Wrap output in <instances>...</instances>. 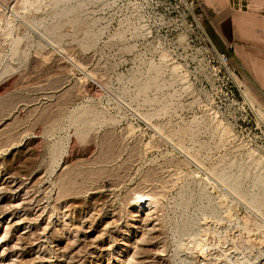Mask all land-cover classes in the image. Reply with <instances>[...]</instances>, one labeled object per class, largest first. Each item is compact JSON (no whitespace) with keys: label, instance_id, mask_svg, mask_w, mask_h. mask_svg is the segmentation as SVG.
I'll return each mask as SVG.
<instances>
[{"label":"rangeland","instance_id":"rangeland-1","mask_svg":"<svg viewBox=\"0 0 264 264\" xmlns=\"http://www.w3.org/2000/svg\"><path fill=\"white\" fill-rule=\"evenodd\" d=\"M0 47V264H264V126L196 3L0 0Z\"/></svg>","mask_w":264,"mask_h":264},{"label":"crops","instance_id":"crops-1","mask_svg":"<svg viewBox=\"0 0 264 264\" xmlns=\"http://www.w3.org/2000/svg\"><path fill=\"white\" fill-rule=\"evenodd\" d=\"M195 3L212 44L228 53L236 76L249 86L255 106L264 113V0Z\"/></svg>","mask_w":264,"mask_h":264},{"label":"bare ground","instance_id":"bare-ground-1","mask_svg":"<svg viewBox=\"0 0 264 264\" xmlns=\"http://www.w3.org/2000/svg\"><path fill=\"white\" fill-rule=\"evenodd\" d=\"M26 2V1H25ZM24 2V4H28V3H25ZM35 3V2H34ZM16 6V5H15ZM26 6V5H25ZM202 26V25H201ZM8 27V26H7ZM6 27V28H7ZM203 27V26H202ZM11 29V28H10ZM52 29V28H51ZM51 29H50V31H51ZM54 29H55V27H54ZM53 30V29H52ZM10 31V30H9ZM53 31H55V30H53ZM53 31H51V32H53ZM58 31V30H57ZM54 33V32H53ZM15 42H17V41H15ZM14 42V43H15ZM17 44H18V42H17ZM17 44H15V45H17ZM14 47V50H15V46H13ZM17 47V46H16ZM1 48V47H0ZM1 50V49H0ZM18 50V49H17ZM15 52V51H14ZM88 84V83H87ZM88 87V86H87ZM88 88H90L91 89V91L94 89V85L93 84H89V87ZM89 91V90H88ZM248 91H250V90H248ZM94 92V91H93ZM92 92V93H93ZM94 94H95V92H94ZM39 130V129H38ZM14 168V167H13ZM19 168V167H18ZM5 169V168H4ZM17 169V168H16ZM29 170V169H28ZM31 170V169H30ZM13 171V170H12ZM17 171V170H16ZM18 172H19V170H18ZM32 171H30V173H31ZM20 173V172H19ZM36 173V172H35ZM221 174H223V173H220V176H221ZM8 175V174H7ZM25 175V174H24ZM24 175H18V174H16V173H10V179L7 181V180H5V181H7L8 182V184H7V186H2V188H4V189H8V190H10V191H16V190H18L19 188H21L22 189V187L23 186H25V184H26V180L24 179L25 177H24ZM224 175H225V173H224ZM223 175V176H224ZM38 176V175H37ZM225 176H227V175H225ZM224 176V177H225ZM228 176H229V174H228ZM232 176V175H231ZM27 177V176H26ZM234 177V176H233ZM233 177H232V179H233ZM223 178V177H222ZM231 179V180H232ZM237 179V178H236ZM37 180V179H36ZM237 182H238V180H236ZM235 181V182H236ZM33 182H35V180L33 181ZM32 182V183H33ZM226 182V181H225ZM228 183H229V181H228ZM227 183V184H228ZM29 185V184H28ZM231 185V184H230ZM238 185V184H237ZM237 185H236V187H237ZM38 187V186H37ZM62 187V186H61ZM1 188V187H0ZM1 188V189H2ZM28 188V187H27ZM67 188V187H66ZM96 188V187H95ZM26 189V188H25ZM234 189H235V187H234ZM237 189V188H236ZM63 190V189H62ZM26 192H28V191H26ZM5 193V192H4ZM1 194V193H0ZM137 194V193H136ZM139 194V193H138ZM15 195V194H14ZM17 195V194H16ZM15 195V196H16ZM63 196V195H62ZM33 197V196H32ZM58 197H60V196H58ZM10 198V197H9ZM17 198V197H16ZM22 198V197H21ZM57 198V197H56ZM155 198L156 197H154V194L152 193V192H141L140 191V194H139V198H138V202H137V206L138 207H143L145 210H146V208H151V207H153V204L156 202V200H155ZM3 199V198H2ZM29 199V198H28ZM23 200V199H22ZM42 200V199H41ZM5 201V200H4ZM11 201V200H10ZM137 201V200H136ZM19 202V201H18ZM18 202H16V203H18ZM10 203V202H9ZM21 203V202H20ZM136 203V202H135ZM11 204V203H10ZM35 204V203H34ZM254 204V203H253ZM38 206V205H37ZM36 206V207H37ZM55 206V205H54ZM23 207H24V205H23ZM39 207V206H38ZM60 207V206H59ZM136 208V207H135ZM67 209V208H66ZM14 210V209H13ZM35 210V209H34ZM36 210H38V208L36 209ZM35 210V211H36ZM41 210V209H40ZM31 211V210H30ZM33 211V210H32ZM39 211V210H38ZM41 211H43V210H41ZM11 212V211H10ZM96 212V211H95ZM101 212V211H100ZM13 213V212H12ZM29 213V212H28ZM33 213H36V212H33ZM87 213V212H86ZM112 213H114V212H112ZM63 214V213H62ZM68 214V213H67ZM99 214V213H98ZM36 215V214H35ZM34 215V216H35ZM64 215V214H63ZM28 216H29V214H28ZM38 216H36V218H37ZM61 217V216H60ZM63 218V217H62ZM35 219V218H34ZM120 221V220H119ZM84 223H86V222H84ZM63 226V225H62ZM77 226V225H76ZM46 227V226H45ZM66 227V226H65ZM64 227V228H65ZM88 227V226H87ZM58 230V229H57ZM56 230V231H57ZM69 230V229H68ZM78 231V230H77ZM52 234V233H51ZM55 234V233H54ZM64 234V233H63ZM54 236V235H53ZM58 236V235H57ZM3 238V237H2ZM74 238V237H73ZM229 237H227V239H228ZM72 240V239H71ZM70 240V241H71ZM229 240V239H228ZM232 240V239H231ZM230 240V241H231ZM196 241V240H195ZM220 241V240H219ZM72 242V241H71ZM71 242H70V244H71ZM232 242V246H230V248H227V250L225 249H223V251L222 252H218L219 254H216V255H212L213 257H209V258H206V255H203V253L201 254V252L203 251V249L202 248H204V246L205 245H207V244H200V241H199V244L197 245V247H196V252H197V254H199L200 256H201V264H216V262L218 261V260H220L221 258H226L227 259V257L228 256H230L231 254H233V255H235L236 254V250H237V248H236V246L233 244V241H231ZM69 243V242H68ZM73 243V242H72ZM215 243V242H214ZM213 243V244H214ZM252 243V242H251ZM255 243V242H254ZM56 244V243H55ZM83 244V243H82ZM210 244V243H209ZM236 244V243H235ZM73 245V244H72ZM72 245H71V247H72ZM81 245V244H80ZM96 245V244H95ZM203 245V246H202ZM215 245V244H214ZM219 245V244H218ZM253 246H254V244H252ZM252 245H251V247H252ZM250 246V245H249ZM16 247V246H15ZM66 247V246H65ZM68 247V246H67ZM100 247V246H99ZM207 247H209L208 245L205 247L206 249H207ZM217 247V246H216ZM221 247V246H220ZM238 247V246H237ZM54 248V247H53ZM69 248V247H68ZM204 248V249H205ZM254 248V251H255V249H256V253L258 252V251H260V250H262L260 247H258V246H256L255 245V247H252V249ZM257 248H258V250H257ZM259 248H260V250H259ZM264 248V247H263ZM64 249V248H63ZM54 250H56V249H54ZM77 250V249H76ZM211 250V249H210ZM216 250H217V248H216ZM220 250V249H219ZM102 251V250H101ZM205 251V250H204ZM93 252V251H92ZM195 252V253H196ZM217 252V251H216ZM67 253V252H66ZM65 253V254H66ZM99 253V252H98ZM102 253V252H101ZM210 254H211V252H209ZM65 254H61V256L60 257H62V258H64L65 260H66V264H70V260H71V258L72 259H74V257H70L69 259L67 258V254L65 255ZM94 254V253H93ZM97 254V253H96ZM204 254H205V252H204ZM209 254V255H210ZM238 254V253H237ZM56 255V254H55ZM70 255V254H69ZM75 256V255H74ZM96 256V255H95ZM94 256V257H95ZM223 256V257H222ZM237 256V255H236ZM45 257V256H44ZM98 258H99V256H98ZM200 258V257H199ZM230 259H231V256L229 257ZM228 258V259H229ZM89 259V258H88ZM227 259V260H228ZM225 260V259H224ZM248 260V259H247ZM247 260H246V263H247ZM85 261V260H84ZM232 261V260H231ZM59 262V261H58ZM65 262V261H64ZM79 262V261H78ZM95 262V261H94ZM222 262V261H221ZM230 262V261H229ZM244 262V261H243ZM242 262V263H243ZM248 262H249V260H248ZM1 263V262H0ZM5 263V262H4ZM60 263V262H59ZM74 263V262H73ZM75 263H77V261L75 262ZM98 263V261H96L95 262V264H97ZM226 263H227V261H226ZM232 263V262H231ZM238 262H236V264H237ZM241 263V264H242ZM65 264V263H64ZM79 264H80V262H79ZM99 264V263H98ZM101 264V263H100ZM103 264V263H102ZM225 264V263H224ZM243 264H245V263H243ZM250 264V263H249ZM254 264V263H253Z\"/></svg>","mask_w":264,"mask_h":264},{"label":"built area","instance_id":"built-area-1","mask_svg":"<svg viewBox=\"0 0 264 264\" xmlns=\"http://www.w3.org/2000/svg\"><path fill=\"white\" fill-rule=\"evenodd\" d=\"M176 1H178L183 7H185V9H188V10H192L194 8V6H195V0H176ZM216 52H217L219 58L221 59V61L229 69V65L231 64V59H230V56L228 55V53L226 51H220V50H217V49H216ZM230 69L229 70H230L231 74L234 77V75H236V74H235L233 68H230ZM237 85H238L239 90L241 92H243L242 86L239 85V84H237ZM252 108H253V110H254L257 118H258L259 124L262 125V126H264V119L259 116L257 107L254 105V107H252Z\"/></svg>","mask_w":264,"mask_h":264}]
</instances>
